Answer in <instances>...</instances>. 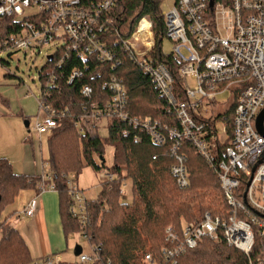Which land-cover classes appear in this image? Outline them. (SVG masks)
<instances>
[{
    "label": "built area",
    "instance_id": "2783aa9c",
    "mask_svg": "<svg viewBox=\"0 0 264 264\" xmlns=\"http://www.w3.org/2000/svg\"><path fill=\"white\" fill-rule=\"evenodd\" d=\"M119 0H0V16L14 17L21 29L9 38L0 40V50H38L56 45L62 58L74 54L81 61L94 59L100 63L119 65L116 49L128 52L142 71L148 75L159 95L165 100L167 112L177 125H169L151 118L131 117L127 112L128 92L121 79L110 75L103 83L111 93L104 106L94 104L77 122L80 132L95 133L105 121L117 117L145 132L151 141L162 146L167 139L173 141L176 163L171 173L181 188L189 186L186 167L185 143L191 144L218 176L220 190L229 208L225 216L214 217L206 213L197 223H183L182 230L168 226L162 247L161 263L147 255L145 264H178V260L205 238L224 241L246 256H250L257 238L264 239V121L258 119L264 111V0H231L228 5L210 6V0H173L165 12L166 39L171 52L179 62L177 75L182 81L181 92L175 89V78L170 69L159 63L153 51L156 41L153 22L141 17L131 37L113 39L115 25L112 11ZM35 6L39 12L17 21L25 8ZM165 6V5H164ZM50 56V55H49ZM52 60V61H53ZM116 60V61H115ZM56 66L48 70L46 83L54 88ZM101 73L97 74V77ZM82 72L74 70L69 83L80 78ZM189 80L196 87H189ZM231 92L228 103L216 104L217 97ZM93 89L85 86L84 96ZM43 114L36 116L35 130L41 136L58 128L55 111L42 100L38 101ZM205 106L211 107L212 118H205ZM233 108L231 123L229 110ZM217 116V117H216ZM223 122V134L217 127ZM39 180V194L55 191L52 175L45 171ZM109 173L104 181H113ZM67 185L72 199L70 212L81 225L80 234L89 241L86 228L89 223L88 203L75 183L67 175ZM38 198L32 199L24 209L26 217L35 215ZM82 252L76 264H97L98 254ZM29 264H65L61 254L54 253L33 260ZM103 264H112L110 261ZM258 264H264L259 262Z\"/></svg>",
    "mask_w": 264,
    "mask_h": 264
},
{
    "label": "trees",
    "instance_id": "16d2710c",
    "mask_svg": "<svg viewBox=\"0 0 264 264\" xmlns=\"http://www.w3.org/2000/svg\"><path fill=\"white\" fill-rule=\"evenodd\" d=\"M164 0H119L112 11L115 25L113 39L127 40L134 32L138 20L147 16L153 22L156 47L153 51L159 63L166 65L175 78V89L181 92L182 81L177 75L179 62L173 56H166L162 43L166 39V25L161 5ZM215 5H228L231 0H210ZM21 29L14 17L0 16V40L9 38ZM115 68L111 62L100 63L94 59L81 61L74 54L63 58L57 54L53 61L46 62L40 71L42 100L50 106L58 118V128L48 139L49 162L45 171L52 175V183L59 193L60 218L65 237L80 233V223L73 218L70 208L71 195L67 175L77 176L84 167L99 171L105 163L97 164L93 155L101 158L105 144L115 148L113 181H102L101 193L96 201L88 203L89 223L86 228L89 242L96 248L97 264L110 261L112 264H145V257L164 263L161 255L165 244V230L173 226L182 230L183 223H197L206 213L217 217L225 216L229 208L220 190L218 176L195 148L185 143L186 167L189 186L181 188L171 173L176 163L173 141L158 146L140 129L113 117L96 128L95 133L80 132L76 124L87 109L97 104L104 106L111 93L103 88L110 75L121 79L127 89L129 104L127 112L131 117L151 118L169 125H177L173 115L167 112L165 100L159 95L150 77L137 65L133 57L122 49H116ZM4 60L0 64L4 67ZM57 81L54 88L46 83L48 70L54 69ZM79 69L80 78L69 83L71 73ZM101 73L97 77V74ZM13 76L6 74L5 77ZM85 86L93 89L84 96ZM233 108L228 112L231 123ZM106 132V137L101 132ZM121 157L123 164L119 165ZM40 176L23 175L14 172L11 162L0 158V218L6 207L13 204L22 191L39 193ZM131 181L133 201L121 200L125 181ZM10 217L0 223V264H29L33 260L28 246L19 230L9 222ZM264 262V239L257 238L250 256L228 246L224 241L214 242L209 238L194 249L188 250L178 264H258Z\"/></svg>",
    "mask_w": 264,
    "mask_h": 264
},
{
    "label": "rangeland",
    "instance_id": "374dc122",
    "mask_svg": "<svg viewBox=\"0 0 264 264\" xmlns=\"http://www.w3.org/2000/svg\"><path fill=\"white\" fill-rule=\"evenodd\" d=\"M172 1H165L162 7L163 11L167 12L170 9ZM38 12L39 8L35 6L25 8L24 14L17 16L16 20L23 21L25 17L35 15ZM162 48L165 53L171 52L173 45L168 39H165ZM55 50V44L45 46L40 51H23L15 48L0 50V60H4L7 66L4 67L0 64V158L8 159L17 174L40 173L43 162L46 167L48 166V139L53 131L40 136L35 130V122L36 116L43 114L37 102L42 90L40 71H44L43 67L47 62V57L53 54ZM8 73L13 76L5 77ZM188 83L191 89L196 87L195 81L189 80ZM230 99L231 92L228 91L217 97L216 104L228 103ZM205 111V118L211 119V107L205 106ZM26 122L28 125H26ZM222 126L223 122L217 121V127L221 134H223ZM101 134L103 138L107 135L105 131H102ZM114 153L115 148L106 143L102 158L96 153L93 155L95 162L101 165L104 161L105 167L99 171L91 166L84 167L77 176L75 175V183L82 191L87 203L96 201L99 198L102 181L106 179L109 173L113 172ZM118 164H123L121 157ZM34 195V190L21 192L13 204L5 208L0 218L1 223L5 218L10 217L9 222L19 230L24 239L28 234V223L31 220L24 215V208ZM43 195L47 198L48 223L53 226L57 221H61L59 193L57 191L47 192ZM121 200L126 203L133 201L131 181L129 180L123 184ZM29 236L31 240L36 238L34 235ZM50 238L52 242L57 241L55 234H50ZM61 245V258L65 264H76L78 262L75 255L77 246L82 247L85 255L92 253L90 242L84 239L80 233H71L66 239L63 228Z\"/></svg>",
    "mask_w": 264,
    "mask_h": 264
},
{
    "label": "crops",
    "instance_id": "0c3cea01",
    "mask_svg": "<svg viewBox=\"0 0 264 264\" xmlns=\"http://www.w3.org/2000/svg\"><path fill=\"white\" fill-rule=\"evenodd\" d=\"M44 167L45 164L43 162L41 165L40 173L24 174V175L39 176L43 173ZM47 192H55V191H46L39 195L34 191L35 195L31 198V200L36 197L38 198V209L35 215L32 217H27L28 219L31 220L28 223V229H27L28 234L25 237L26 239L25 242L28 246L30 256L32 259H38L54 253L61 254L62 224L61 221H57V223H55V225L53 226H50L48 223L47 198L45 197V195H43L44 193ZM28 203L26 204V206L28 205ZM50 234H55L57 241L55 240L54 242H52L50 238ZM29 235H34L36 236V238L34 240H31V237Z\"/></svg>",
    "mask_w": 264,
    "mask_h": 264
},
{
    "label": "water",
    "instance_id": "95a60500",
    "mask_svg": "<svg viewBox=\"0 0 264 264\" xmlns=\"http://www.w3.org/2000/svg\"><path fill=\"white\" fill-rule=\"evenodd\" d=\"M210 6L213 7L214 6V2L210 1ZM48 61H52L53 60V56L50 55L47 57ZM217 117V116H216ZM264 121V111L262 112V114L260 115L259 119H258V126L259 128L262 127V123ZM26 125H28V123L26 122ZM82 252V247L81 246H77L75 248V255L78 256L80 253Z\"/></svg>",
    "mask_w": 264,
    "mask_h": 264
}]
</instances>
